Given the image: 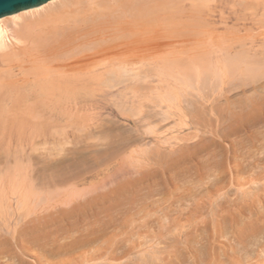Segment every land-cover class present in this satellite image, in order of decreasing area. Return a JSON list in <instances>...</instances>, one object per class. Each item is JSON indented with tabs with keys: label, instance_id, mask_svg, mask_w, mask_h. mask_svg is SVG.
Wrapping results in <instances>:
<instances>
[{
	"label": "bare ground",
	"instance_id": "bare-ground-1",
	"mask_svg": "<svg viewBox=\"0 0 264 264\" xmlns=\"http://www.w3.org/2000/svg\"><path fill=\"white\" fill-rule=\"evenodd\" d=\"M214 1L48 0L0 17L2 114L10 113L13 97L12 103L75 100L83 90L72 86L77 82L120 88L121 94L150 89L121 96L111 116L91 130L98 139L110 134L114 140L105 144L121 145V156L127 150L113 166L120 180L31 225L26 213L17 215V204L0 203V264H27L25 256L36 264H264V0L255 6L233 0L219 11L210 5ZM234 21L240 25L230 26ZM203 39L213 43L200 46ZM216 40L228 41L225 55L212 48ZM31 48L54 56L46 66L52 70L57 62L66 74L108 64L64 80L43 79L44 66L45 73L34 76L44 81L35 82L23 70L15 73L13 63L21 62L20 68ZM190 55H201L200 67ZM169 72L176 76L170 73L174 79L166 88H139ZM97 149L90 177L104 174L97 170L104 163ZM45 166L31 173L36 182L30 194L83 176ZM8 215L16 219L13 227L6 226ZM53 221L59 225L47 233ZM1 223L9 227V239ZM30 234L35 243L27 240Z\"/></svg>",
	"mask_w": 264,
	"mask_h": 264
},
{
	"label": "rangeland",
	"instance_id": "rangeland-1",
	"mask_svg": "<svg viewBox=\"0 0 264 264\" xmlns=\"http://www.w3.org/2000/svg\"><path fill=\"white\" fill-rule=\"evenodd\" d=\"M221 1H223V3H221ZM221 1L215 0L214 2H210V5L212 4L211 6H214L216 8V10L219 11L221 9L229 8L230 7L229 4L231 5L232 4L231 2H233V0H221ZM235 1H237V0H235ZM216 2H218V3H216ZM246 2L248 3V5H250L249 3L250 2L252 3V0H249V1L247 0ZM214 4H217V6ZM255 4H256V0L255 1L253 0L252 5L255 6ZM223 6H225V8ZM251 9L252 8H250L249 11H251ZM215 19L217 20V26L219 27V29H222V27H224V24L221 23L219 13H217V16L215 17ZM231 23L229 24L230 26L232 25V26L236 27V26L240 25V22L235 23V21H234V23L233 22H231ZM249 24H250L249 26H251V23H249ZM252 28H254V27H252ZM203 40L204 41L200 40V46H206V44H209L210 42L213 43L209 39H206V40L203 39ZM215 42H216V44L218 43V45L215 44L212 48H214L216 54L218 53V51H219L218 56L220 55V52L222 53L221 55H223L224 52L226 53V49H227L226 46L228 45V41H227V45L225 44L226 42L224 40H216ZM223 42H224V46H223ZM220 44H222V46ZM216 46L218 49H216ZM219 47H222L225 51L222 48L219 49ZM26 50L28 51L29 57L28 58L22 57L24 60L22 63L23 65L21 67L23 69L20 67L21 70H18V69H20L18 67L21 65V62L18 63V61H16V62L13 61V63L16 64V66H17L14 69V71H15V73L20 74V75H22L23 71H25L23 75H26L27 73H29V75H26L28 78H31V80L35 81V82H41V80H42L41 77H43V76H40V77L37 76L40 81L37 78H34V76L40 74L38 72L39 71L41 72L44 69V66L47 67L49 65L48 63L50 61H52V59H49V58L54 57V56H51V54H49V53H46V54L43 53L42 54L41 52H37L36 50L34 51L35 54L32 55V53H34L33 51L30 52V50H32V48L26 49ZM26 50L23 51V54L27 53ZM40 53L43 56L40 55ZM225 53H224V55H225ZM36 54L39 55L38 56L39 60H37L38 57ZM47 54H48V57H47ZM40 56L44 57V58L46 56V59L41 58ZM190 56L192 57V55H190ZM199 56H201V55L194 56V57H192V59H195L196 63H198L197 65H199V67H200L201 61L199 62V59L197 61V58ZM172 57H174V56H172ZM19 59H21V58L19 57ZM47 59H48V62H46ZM183 60L187 61L186 58H183ZM20 61H22V60H20ZM40 61L43 63H41ZM52 62H55V60ZM96 63H98V62H95L93 64L97 65ZM46 64H48V65L46 66ZM107 64H108V61L105 60V62H103V64H102V62L101 63L99 62L97 66L94 65L95 69H94V66L92 65L93 67H91V69L83 71L81 73H78V74L68 73V74H66V73H63L62 71L59 72L60 67L57 66L58 63L56 62V64H54V65L51 64L52 70L53 71L55 70V72H53L50 68L48 69V67L50 66L49 65L47 67V70H46V71H48L47 72L48 74H46V75H48L47 76L48 78L44 77L43 79L47 80V79H49V77L50 78L56 77L60 80H64L63 78H66V79L67 78H74V79H76V77L82 76L83 74H89L88 71H90V70H93V71L97 70L102 65H107ZM20 71H21V73H19ZM43 72H44V70H43ZM30 73H33V74H30ZM170 73L174 77L176 76L174 74L176 72H174V73L169 72L168 73L169 75L168 74L167 75L164 74L163 76L161 75L160 79L156 78V77L149 78L146 81L141 82L142 84L139 82L138 85H140V87L138 85H136V86H138L141 89V86H144L143 83H147V85L146 84L145 85L148 86V88L152 87V85H158V84L160 86L162 85V88H164V87L166 88L168 86V84L170 83V81H172V79H174V77ZM46 75H44V76H46ZM85 76H88V75H85ZM42 81H44V80H42ZM148 83H150L151 86H149ZM76 84L77 85L73 84L72 86L74 88L76 87L79 89L81 87L83 89V90H80L81 91L79 93L80 96L77 97L79 100L77 98L75 100L74 99L72 100L71 98H64V99L59 98L58 100L54 99V101H52V100L51 101L50 100L49 101L48 100L39 101L35 98V99H30L28 101H23L19 98L18 103H14V102L12 103L11 101L14 100L13 99L14 97H13L6 106V109H8V111L7 110L6 111L7 112L10 111V113H7V114L0 113V118H1L0 119V203H2V204H5V202L8 204L13 203L14 207L17 204L16 208H19L17 215L19 213H26V218L24 219V221H30L31 220L30 221L31 223L29 222L30 225L37 222V221L42 222V220L43 219L45 220L46 218H47L46 220H49V221H50V219L52 220L53 218H56V215L61 214V211L63 212L65 209L75 205L77 202H79L81 200L84 201L85 199L90 197L91 193H93L94 191H97L99 189V187H100V189L98 191H100L103 187L105 188V186L107 187L113 181H116L118 179L120 180L119 174L115 173V175H114V170L116 167L114 168L113 166L114 165L116 166L121 158L127 157V154H126L127 150H125V151L122 150L123 155L121 156V149H122L121 145L114 143L115 145L113 144V145L108 146L105 144V143H109L112 139L114 140V138H110V134H106V136L107 135L108 136L105 140H104V137L101 138L103 140L102 141L101 139H98V138H95L94 136H92L91 130H93V128L95 127L94 126L95 123H99L100 119L103 120V117L109 118V116H111V115H109V110H110V108H112V109L115 108V106H113V105H115V102L117 100H123V97L125 99L126 97H128L134 93L140 95L139 92H142V91H144V93L146 91V93H147V92H149L148 90H150V89H145V86H144L143 87L144 89L143 88L141 90L134 89L133 91H126L125 94H121L120 88H111V89L100 88L95 83H91L92 85L89 84L90 86L88 84L84 85V86H86V88H84V86L83 87L79 86L81 83L79 84L77 82ZM163 85H164V87H163ZM61 86H63V85H61ZM87 86H89V88H91V90ZM63 88H66V87H63ZM135 88H137V87H135ZM94 90H95V92H94ZM121 96H123V97H121ZM80 97H82V98L80 99ZM17 99L18 98L15 97V100H17ZM112 101H114V102H112ZM13 104H14V106H13ZM20 106H22L23 108L21 109ZM27 108H28L29 112L27 110V111H25V114H23L24 109L26 110ZM98 108H99V110H98ZM35 109L38 113L35 112ZM11 111H13V112H11ZM4 112H5V109H4ZM26 113H27V115H26ZM33 115H35V116H33ZM77 123H78V125H77ZM119 123L125 124L122 121H120ZM89 135H90V137H89ZM92 144L94 146L95 145H97V146L94 147V146H92ZM98 144L100 146H98ZM119 146H121V147H119ZM95 149H97V154H98L97 157H99L101 155L102 158H104V160H102V162L104 161V163H102V165L97 168V170L100 169V171L101 170L104 171V174H101L97 177H90V173H88V168L91 169V167L93 166L92 165L93 163H92L91 151L95 150ZM104 150H106V151H104ZM99 151H101V152H99ZM118 151H120V152H118ZM98 152L100 153V155ZM116 153H117V155H116ZM118 153H120V154H118ZM99 158H101V157H99ZM123 159H121V160H123ZM48 163L49 164L51 163V165L54 164V166L52 167ZM86 164H89V165H86ZM44 165H46V166L48 165L49 168H52V169L54 168L55 170L60 169V171H62L61 169H63L64 171L70 170V173L73 172V174H75L74 172H76V173L81 172V174H83V176L81 178H84V179L87 178V179H85L84 182L80 181L81 178L72 179V180L69 179L67 181L64 180L65 182H62V184H57V186H59V187H54V185H53L49 188H46L47 191L35 188L34 191L37 193L40 190V192H39L40 195H39V193L37 194L35 192L33 194H30V192H31L30 191L31 187H29V186H31L30 183L34 184L36 182L35 179H33V178L31 179V175L35 174V168L39 169V168H42ZM31 168L34 169V172ZM52 169H48V171L53 172L54 170H52ZM86 169H87V171H86ZM54 173L57 174L59 172H54ZM112 174L115 177H112ZM79 175H80V173H79ZM66 176H69V173H68V175L66 174ZM77 176H78V174H77ZM64 177H65V175H64ZM93 178H95V180ZM63 183H66V184H63ZM97 184H98V186H97ZM51 188H53V191H51L52 190ZM58 188H59V190H58ZM43 196L45 199L43 198ZM4 200H5V202H4ZM0 212H3V210L1 208H0ZM3 213H5V212H3ZM49 215H51V217ZM44 216H46V217H44ZM49 217H50V219H49ZM88 217H89V215H88ZM88 217H87V219H88ZM72 218H70L68 220V222L66 221L67 219H65L64 222H62V223L65 224V221H66V224L67 223L70 224L72 222L71 220H74L76 217H72ZM15 222H16V219L14 217H11V216L9 217V215L7 216V223L6 224H8V225H6V226L13 227ZM57 224H58V222L53 221L52 223L47 225L46 226L47 228H45L44 230L48 233V231H51V229H52V231L54 232L56 230V228H55L56 226H54V225H57ZM1 225H2V223H1ZM6 226H5V224L2 225L3 230H4L3 234H5V236L9 239L11 237V233L8 229L9 227L7 228ZM52 226H54V227H52ZM37 236H35V237H37ZM40 236H44V233L43 232L40 233ZM26 238H28L27 239L28 241L35 243V242H33L35 239L34 234L33 235L30 234ZM20 239H22L21 240L22 243L25 244V242H24L25 238L24 239L20 238ZM21 241H20V243H21ZM13 242H15V239H13ZM16 242H18V239L16 240ZM40 243H41V241H40ZM25 260H26L27 264H36L35 259L33 257H26L25 256Z\"/></svg>",
	"mask_w": 264,
	"mask_h": 264
},
{
	"label": "water",
	"instance_id": "water-1",
	"mask_svg": "<svg viewBox=\"0 0 264 264\" xmlns=\"http://www.w3.org/2000/svg\"><path fill=\"white\" fill-rule=\"evenodd\" d=\"M48 0H0V17L37 7Z\"/></svg>",
	"mask_w": 264,
	"mask_h": 264
}]
</instances>
